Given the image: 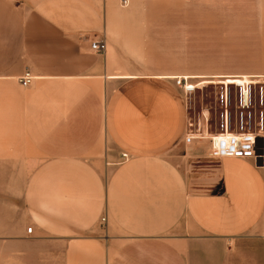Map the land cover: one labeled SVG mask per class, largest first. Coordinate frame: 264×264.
Returning <instances> with one entry per match:
<instances>
[{
	"label": "crops",
	"instance_id": "crops-1",
	"mask_svg": "<svg viewBox=\"0 0 264 264\" xmlns=\"http://www.w3.org/2000/svg\"><path fill=\"white\" fill-rule=\"evenodd\" d=\"M127 1L0 0V264H264V163L176 154V79L264 84V0Z\"/></svg>",
	"mask_w": 264,
	"mask_h": 264
},
{
	"label": "rangeland",
	"instance_id": "rangeland-1",
	"mask_svg": "<svg viewBox=\"0 0 264 264\" xmlns=\"http://www.w3.org/2000/svg\"><path fill=\"white\" fill-rule=\"evenodd\" d=\"M252 41L250 45L251 57L245 59H235L233 66L235 70H199L204 77L216 74L227 75H247L254 76L259 70L261 59L257 57L258 43L257 38V21H251ZM194 74L195 70H188ZM203 80H214L210 78L202 80H188L190 85L195 89L185 90L182 88L185 99V134L183 140L177 147L176 154L180 155L179 160L183 169L192 172L193 176L207 174L211 177L210 169L212 168L209 150L208 136L210 134L220 133L222 131V114L224 107L220 101L221 93L226 89L229 94V105L227 111L229 114V131L231 133H260L259 113L262 110L259 104L258 91L261 84H249L252 94V104L248 108H241L239 105L240 87L236 85H215ZM251 80H256L251 78ZM198 81V82H196ZM214 169H216V164ZM192 170V171H191ZM209 189L203 187L202 190ZM184 222V221H183Z\"/></svg>",
	"mask_w": 264,
	"mask_h": 264
},
{
	"label": "built area",
	"instance_id": "built-area-1",
	"mask_svg": "<svg viewBox=\"0 0 264 264\" xmlns=\"http://www.w3.org/2000/svg\"><path fill=\"white\" fill-rule=\"evenodd\" d=\"M121 6L125 7L128 5L127 0H120ZM89 48L92 52L104 55L107 50V45L105 41H92L90 42ZM29 79L22 80L21 84L26 86L29 83ZM176 84L182 86L185 90H190L189 87L192 85L187 84L186 79L178 78L176 79ZM259 104L262 110L259 113V129L260 133H231L229 131V114L227 107L229 105V94L227 88L221 93L220 101L224 107L220 133L210 134L208 136L209 140V150L210 156L219 160L225 157L240 158V159H257L259 156L256 154V139L264 138V84L261 83L258 91ZM252 104V94L251 88L247 86L246 88L241 87L239 95V105L241 108L245 109L250 107ZM122 158L126 159L127 155L122 154ZM264 163V156L262 157ZM101 223L105 222V218L100 219ZM31 228H27V232L31 233Z\"/></svg>",
	"mask_w": 264,
	"mask_h": 264
},
{
	"label": "water",
	"instance_id": "water-1",
	"mask_svg": "<svg viewBox=\"0 0 264 264\" xmlns=\"http://www.w3.org/2000/svg\"><path fill=\"white\" fill-rule=\"evenodd\" d=\"M263 138H257L256 139V154L259 156L256 160V166H263V159L264 156V144H263Z\"/></svg>",
	"mask_w": 264,
	"mask_h": 264
},
{
	"label": "bare ground",
	"instance_id": "bare-ground-1",
	"mask_svg": "<svg viewBox=\"0 0 264 264\" xmlns=\"http://www.w3.org/2000/svg\"><path fill=\"white\" fill-rule=\"evenodd\" d=\"M226 84V85H236V87H243L246 88L247 86H249L250 82H247L243 79H228L224 82H222V85ZM190 89H194V86L189 87ZM227 88V87H226Z\"/></svg>",
	"mask_w": 264,
	"mask_h": 264
}]
</instances>
